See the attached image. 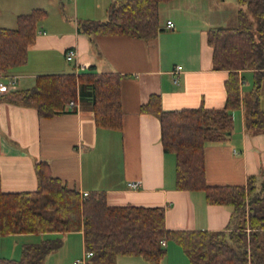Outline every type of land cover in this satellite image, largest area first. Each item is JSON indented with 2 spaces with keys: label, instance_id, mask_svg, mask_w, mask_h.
I'll return each mask as SVG.
<instances>
[{
  "label": "crops",
  "instance_id": "0c3cea01",
  "mask_svg": "<svg viewBox=\"0 0 264 264\" xmlns=\"http://www.w3.org/2000/svg\"><path fill=\"white\" fill-rule=\"evenodd\" d=\"M113 0H19V13L43 8L36 36L27 46L24 63L0 73L15 87L0 93V184L3 191L33 190L35 163L45 160L51 175L81 194L101 190L111 205L162 206L165 227L171 230H232L231 207L208 203L201 189H178L175 156L165 152L156 113L141 111L151 94L162 109L221 107L225 101L226 69H215L207 30L236 24V0L226 24L217 0H169L159 3V31L155 37L87 33L84 20H105ZM172 27L165 25L166 20ZM6 24L0 23V27ZM15 27V26H14ZM73 47L75 55L66 59ZM176 66L179 68L176 69ZM116 72L121 74L122 124L108 128L95 124L91 100L77 95L62 112L37 114L34 102H15L8 94L34 84L43 73ZM241 95L250 87L251 70L242 71ZM249 82V84H247ZM264 109V78L261 85ZM233 127L222 139L204 147L205 177L209 184H245L249 175H264V129L251 133L244 125L243 106L232 110ZM129 180L141 181L130 188ZM15 237L7 257H18L23 245L45 237H60L58 248L41 264H73L86 250L81 229L64 232L5 234ZM165 253L157 263L140 255L119 254L115 264H190L182 247L164 239ZM81 264V263H79ZM85 264H101L86 258Z\"/></svg>",
  "mask_w": 264,
  "mask_h": 264
},
{
  "label": "trees",
  "instance_id": "16d2710c",
  "mask_svg": "<svg viewBox=\"0 0 264 264\" xmlns=\"http://www.w3.org/2000/svg\"><path fill=\"white\" fill-rule=\"evenodd\" d=\"M169 0H113L105 20H84L87 33L129 34L155 37L159 31V3ZM236 24L212 26L207 43L215 69H226L225 101L221 107H182L164 110L158 95L151 94L141 111L156 113L163 150L175 156L178 189H201L208 203L231 207L236 220L232 230H171L165 227L162 206L111 205L101 190L81 194L51 175L48 163H35L33 190L3 191L0 184V235L26 232H64L81 229L85 249L101 264H115L119 254L140 255L157 263L165 253L161 239L177 242L190 264H264V175H249L245 184H209L205 177L204 147L233 127L232 110L243 106L244 125L256 133L264 129L261 85L264 78V0H236ZM43 8L16 16L15 27H0V73L27 59ZM249 14L253 15L251 20ZM251 70L250 87L241 95L242 71ZM121 74L116 72L43 73L28 88L8 94L15 102H34L39 116L62 112L77 95L91 100L95 124L120 128ZM61 238L27 242L19 257L0 255V264H41Z\"/></svg>",
  "mask_w": 264,
  "mask_h": 264
},
{
  "label": "rangeland",
  "instance_id": "374dc122",
  "mask_svg": "<svg viewBox=\"0 0 264 264\" xmlns=\"http://www.w3.org/2000/svg\"><path fill=\"white\" fill-rule=\"evenodd\" d=\"M219 3V8L225 11L226 24H230L228 16L230 12L235 8L234 3L231 0H217ZM19 14V0H0V23L6 24L5 26H16V16ZM251 20H253V15L249 14ZM249 84V82L247 83ZM18 240L15 237H7V235H0V255L8 254V246ZM19 257V256H18Z\"/></svg>",
  "mask_w": 264,
  "mask_h": 264
},
{
  "label": "built area",
  "instance_id": "2783aa9c",
  "mask_svg": "<svg viewBox=\"0 0 264 264\" xmlns=\"http://www.w3.org/2000/svg\"><path fill=\"white\" fill-rule=\"evenodd\" d=\"M165 25L167 27H172L173 26V22L171 20H166V23ZM75 55V49L73 47H70L68 48L66 51H65V57L66 59H72L73 56ZM179 68V66H176V69ZM15 82H16V78L13 77V76H9L8 79L6 81L0 79V93L2 92H6L8 91L9 89L11 88H14L15 87ZM74 100L73 99H69L67 104L69 106L73 105L74 104ZM127 186L130 187V188H136V187H139L141 186V181L139 180H129L127 182ZM85 194V193H83ZM160 243L163 245L165 244V240L164 239H161L160 240ZM93 252L89 249H86L82 256L81 257H78L76 258L75 260H73V264H85L86 262V258L92 256Z\"/></svg>",
  "mask_w": 264,
  "mask_h": 264
}]
</instances>
